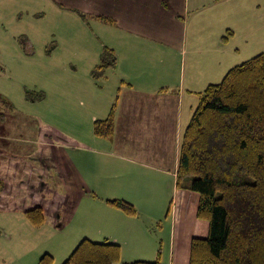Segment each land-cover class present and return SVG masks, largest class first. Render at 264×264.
I'll use <instances>...</instances> for the list:
<instances>
[{
  "label": "crops",
  "instance_id": "obj_1",
  "mask_svg": "<svg viewBox=\"0 0 264 264\" xmlns=\"http://www.w3.org/2000/svg\"><path fill=\"white\" fill-rule=\"evenodd\" d=\"M52 1L66 19L79 18L82 22L80 27L91 26L96 41L85 34L83 39L88 44L92 43L94 55L108 47L114 50L117 57L115 68L108 69L105 75V84L110 81L116 86L113 93L102 95L106 92L105 87L97 98L98 91L87 87H84L82 94L77 91L76 96L94 97L87 118L94 124L109 116L114 100L118 106L111 140L97 138L92 132L88 140L72 138L80 146L54 145L52 154H46V157L50 158L56 153L55 157L60 158L65 166L70 164L72 173L81 181L83 191L98 193L97 198L101 201L96 208L99 226L93 235L96 241L108 240L120 245L122 264L154 262L158 259L159 251L161 264H189L191 240L194 237L206 238L209 224L196 219L197 206L193 202L189 204L187 216H179L176 177L183 133L199 102L198 93L203 92L211 81L209 71L201 65L192 66L187 77L180 68L179 57L184 63L188 52L187 14H202L222 7L224 11L219 12V18L222 22L224 19L225 23L227 17H240L244 4L239 0ZM258 7L259 10L263 9L264 4L259 3ZM80 14L86 17L82 18ZM97 17H108L114 23L104 24ZM261 24L260 29V22L256 21L253 27L255 33L263 31L262 20ZM222 27L216 35L215 47L223 53L240 56V48L234 46L231 49L238 39L245 43L252 42L257 47L259 42L249 35L236 34L224 24ZM228 31L233 34L226 41L224 37ZM89 61L91 70L93 60ZM215 61L217 67L221 68L224 64L223 58ZM85 62L88 63V60ZM227 71V68L222 70L219 78L224 77ZM72 73H78L77 68ZM162 89L167 90L160 92ZM46 127L43 125L44 129ZM38 140L33 145L39 150ZM34 153L36 151L26 157ZM88 176L95 182L88 181ZM129 176L141 177L136 179ZM156 181L158 186L153 184ZM152 187L162 191L172 203V212L165 217L167 225L161 227L162 237L150 235L146 222L145 227L141 220L144 217L149 224H153L166 209L163 199L150 200L146 192ZM107 199L131 203L138 209V215H125L108 206L105 203ZM83 237L78 242L90 239Z\"/></svg>",
  "mask_w": 264,
  "mask_h": 264
},
{
  "label": "rangeland",
  "instance_id": "obj_2",
  "mask_svg": "<svg viewBox=\"0 0 264 264\" xmlns=\"http://www.w3.org/2000/svg\"><path fill=\"white\" fill-rule=\"evenodd\" d=\"M239 1L244 4L241 16L227 17L225 23L224 19L222 22L219 18V12L224 11L222 7L202 14H187L188 52L184 63L179 57L180 68L186 77L192 66L201 65L209 71L211 84H217L223 79L219 78L222 70H230L264 53V27L262 32L255 33L253 30L256 21L260 22V29L261 20L264 24V8L258 9V4H264V0ZM223 24L236 34H247L258 41L257 47L252 42L245 43L238 39L231 49L234 46L240 48V56L216 49V35ZM80 26L81 19H66L52 0H0V96L13 106V109L6 110L0 103V115H7L6 119L0 116V153L5 158L8 155L23 156L21 162L24 164L46 165L48 176L43 180L44 187L50 188V193L55 191L65 195L69 201L67 208L60 214L63 228H58L51 221L36 228L29 223L21 209L0 210V264H38L45 254L54 257V264H63L83 240L78 242L83 236L93 242H103L96 241L93 235L99 226L96 208L101 201L92 197V190L89 193L83 191L81 181L72 173L70 164V167L65 166L54 158L53 162L48 163L43 158L39 160L34 157L36 160H30L31 156L26 157L38 151L33 143L45 131L43 125L54 127L66 137L88 140L93 135V123L86 115L94 97L76 96L77 91L82 94L84 87H87L98 91L99 98L105 87L106 92L102 95L113 93L116 89L110 81L105 84L106 77L98 80L93 78L92 70L99 64L101 53L94 55L92 43L88 44L83 39L85 34L96 41L91 26ZM222 58L224 64L221 68L217 67L215 60L221 61ZM89 60H93L91 70L88 67ZM76 68L78 73H72ZM27 91L44 92L46 98L31 102L26 97ZM114 104L117 108L115 100ZM141 176L129 177L137 179ZM87 180L95 182L89 176ZM153 184L158 186L157 181ZM146 193L152 201H166V209L156 217V222L149 224L144 217L141 219L143 224L146 222L150 235L162 237L161 227L167 225L165 217L171 200L154 187ZM165 233H168V229Z\"/></svg>",
  "mask_w": 264,
  "mask_h": 264
},
{
  "label": "trees",
  "instance_id": "obj_3",
  "mask_svg": "<svg viewBox=\"0 0 264 264\" xmlns=\"http://www.w3.org/2000/svg\"><path fill=\"white\" fill-rule=\"evenodd\" d=\"M97 19L114 23L108 17ZM232 34L228 31L224 40ZM116 64L114 50L104 47L99 64L92 70L93 78L105 77ZM198 96L199 103L181 140L176 206L179 216L185 218L190 202L196 204V219L209 224V233L206 238H192L189 264H264V53L234 66L221 82L208 85ZM26 97L37 102L46 95L27 91ZM1 102L6 110L13 109L0 96ZM115 108L116 104L106 119L94 122L95 137H114ZM44 130L39 150L28 157L30 160L37 157L48 163L54 159L62 162L56 153L46 157L54 145L80 146L54 127ZM47 176L46 165L24 164L17 156L5 158L0 153V210L21 209L36 228L49 221L63 228L60 214L69 201L44 187ZM92 197L97 195L92 193ZM105 203L129 217L138 215L135 206L125 200L107 199ZM171 212L172 203L167 215ZM160 254L154 262L127 264H161ZM54 262L52 255L45 254L38 264ZM63 264H122L121 246L108 240L83 239Z\"/></svg>",
  "mask_w": 264,
  "mask_h": 264
}]
</instances>
